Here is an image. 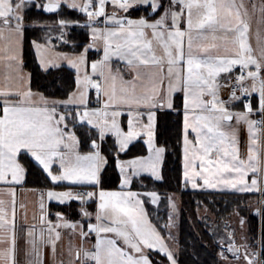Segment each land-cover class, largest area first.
I'll use <instances>...</instances> for the list:
<instances>
[{
	"label": "snow or ice",
	"instance_id": "6c2138e0",
	"mask_svg": "<svg viewBox=\"0 0 264 264\" xmlns=\"http://www.w3.org/2000/svg\"><path fill=\"white\" fill-rule=\"evenodd\" d=\"M167 171L236 197L185 244ZM188 248L264 264V0H0V264Z\"/></svg>",
	"mask_w": 264,
	"mask_h": 264
},
{
	"label": "trees",
	"instance_id": "16d2710c",
	"mask_svg": "<svg viewBox=\"0 0 264 264\" xmlns=\"http://www.w3.org/2000/svg\"><path fill=\"white\" fill-rule=\"evenodd\" d=\"M170 168H175V164H171ZM167 181L162 186H160L159 191L163 195L167 193L169 195L175 194L178 197V202L180 207L183 209V217L184 219L181 221V227L179 232V239L182 244H185L186 241H190L192 235L197 232H202L204 227L203 223L197 222L195 227H192L191 223L187 219L189 216L192 217L193 220L196 219V209H197V202L203 201L204 203L209 204L211 207H215L223 211L225 205L231 207V202L236 199V197L232 195H222V194H215L210 195L207 192H202L200 190H184L182 186L177 185V181L175 179L176 172L174 171H167L166 172ZM30 183H36L35 178H32ZM155 206H150V210H152ZM159 214L163 218L166 215V208L162 203L159 208ZM256 221H253V224H256ZM194 250L191 248L187 249V253L181 257L185 264H190L189 255ZM201 260H203L207 253L203 252L202 250L199 253Z\"/></svg>",
	"mask_w": 264,
	"mask_h": 264
},
{
	"label": "rangeland",
	"instance_id": "374dc122",
	"mask_svg": "<svg viewBox=\"0 0 264 264\" xmlns=\"http://www.w3.org/2000/svg\"><path fill=\"white\" fill-rule=\"evenodd\" d=\"M171 195H172V194H171ZM176 197H177V196H176ZM177 200H179L178 197H177ZM257 222H258V218H257ZM209 223H211V221H209ZM203 228H204V227H202V229H203Z\"/></svg>",
	"mask_w": 264,
	"mask_h": 264
},
{
	"label": "crops",
	"instance_id": "0c3cea01",
	"mask_svg": "<svg viewBox=\"0 0 264 264\" xmlns=\"http://www.w3.org/2000/svg\"><path fill=\"white\" fill-rule=\"evenodd\" d=\"M245 137H246V133H245Z\"/></svg>",
	"mask_w": 264,
	"mask_h": 264
}]
</instances>
